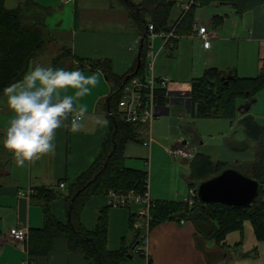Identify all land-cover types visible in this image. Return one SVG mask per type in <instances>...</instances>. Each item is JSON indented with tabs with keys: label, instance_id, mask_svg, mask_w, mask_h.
<instances>
[{
	"label": "crops",
	"instance_id": "1",
	"mask_svg": "<svg viewBox=\"0 0 264 264\" xmlns=\"http://www.w3.org/2000/svg\"><path fill=\"white\" fill-rule=\"evenodd\" d=\"M36 1L40 6L52 11L60 8L54 6L53 0ZM81 1H87L89 4L90 0H65V5L72 6L71 12H68L64 19L55 21L64 32L72 31L73 45L69 48L60 47L56 51L57 54H54L53 50L45 49L31 61L30 66L42 64L56 67L55 59L60 55V49L61 51L64 49L71 51L73 56L84 61L108 59L111 61L114 74L125 75L138 59L141 36L137 26L131 21L128 12L122 9L118 10L120 16L116 19L112 13L116 9L106 5V0H101V10H97L89 17V7L86 3L80 4ZM174 1H176L175 7L177 8H175L172 22L179 24L189 0ZM22 2L24 0H6L5 6L7 9H14ZM177 15H179L178 18H176ZM216 16L223 18L220 26L213 24ZM197 24L207 26L210 35L208 49L196 36L194 25ZM47 26L51 28L52 24H47ZM108 28L117 30V33H109ZM185 37V41L180 44L178 42L177 47L178 52L181 45L190 49L196 60V64L192 65L187 76L190 82L173 81L168 76L170 75L169 70L166 68L157 70V66L155 68L157 76L170 80V92L179 91L183 93L182 96L191 92L192 80L201 77L210 68H218L227 73L234 70L241 78L256 77L264 65V5L242 17L236 14L230 6L211 5L207 8H200L196 11L192 32ZM158 38L162 39V43L158 42L155 47ZM57 40V46H60L59 44L64 40V34H61ZM150 42L151 50L155 53L157 61L164 50H168L172 55L177 50L176 47V50L171 51L161 34L152 36ZM146 61L148 63L149 59ZM74 65L78 66L77 63ZM79 68L89 74L97 73L100 81L91 95L77 101V103L88 105V115L81 121L80 129L73 131L70 128H61L57 130L54 141L55 151L24 167L17 166L12 154L0 145V264H23L25 261L32 264H91L84 254L69 250V242L64 238L55 239L53 250L47 256H31L27 247L29 239L15 241L11 234V231L16 228L26 227L32 231L44 227V205L34 197L35 189L38 188L56 189L60 196L51 204V213L58 221H69L66 200L69 186L93 164L109 135L107 103L111 94V86L102 71L93 69L88 64H84V67L79 66ZM68 94H71V90ZM169 98L170 102L166 107H159V117L170 116L171 108L174 106H183L191 115V104L183 105L180 99L171 102V97ZM11 117L12 114L7 109L6 97H2L0 99V138ZM98 120L106 121V123L100 124ZM187 130L194 132H190L191 135L196 133L194 129L188 128ZM144 131L149 141V130L145 127H141L140 138ZM184 143H178L176 147ZM129 144L127 145L128 150L131 149ZM152 144L144 145L149 147L148 152L151 158L154 156L151 149ZM190 144L196 148L192 141ZM136 150L142 153V156L145 152L147 153L146 149L136 148ZM167 153L171 156L168 150ZM198 153L203 154L200 151L196 154ZM246 162L248 161L238 163ZM190 165H188L189 168ZM182 177L183 180L176 179L168 186L165 179L159 177V186L154 184L149 186L151 199L173 203L182 202L191 190L190 175ZM61 181H66L63 182L66 185L63 190L60 188ZM108 201L107 195L92 198L82 211L81 223L86 230H95L99 214L109 207L107 249L117 251L123 245H131L135 240V231L138 230L130 229L129 217L134 214L133 211L112 207ZM141 231L148 237V244L139 249L147 256L137 251L140 246L137 242L131 249L132 256L122 264H264V242L257 239L250 221L243 223L242 232L229 233L225 241L219 245L215 240L204 239L191 221L172 220L152 230L150 227L149 230L143 228ZM238 244H240L239 248Z\"/></svg>",
	"mask_w": 264,
	"mask_h": 264
},
{
	"label": "trees",
	"instance_id": "2",
	"mask_svg": "<svg viewBox=\"0 0 264 264\" xmlns=\"http://www.w3.org/2000/svg\"><path fill=\"white\" fill-rule=\"evenodd\" d=\"M5 1L0 0V91L9 83L21 79L29 69L31 61L55 41L52 31L46 24L51 9L40 6L36 0H24L18 7L7 9ZM118 1L127 9L131 21L139 30L143 45L141 67L138 70L137 60L129 72L119 76L113 73L111 61L108 59L84 61L64 49L55 59L56 67L71 69L88 64L104 73L111 86L107 103L110 130L99 156L69 186L66 198L68 222L58 221L51 213V204L60 196L56 189H35L34 197L44 205L45 224L42 229L29 232L27 247L31 256H47L53 250L57 238L68 240L69 250L84 254L91 264H122L132 256L131 249L137 242L140 243L138 248L146 247L147 236L138 230L135 231V240L131 245H123L117 251L107 249L109 207L99 214L95 230L88 231L81 223L82 211L96 196L107 195L111 190L122 194L130 192L144 194L146 191L148 172L128 168L125 163L127 145L139 141L141 127L124 123L119 116L114 115L117 112L122 88L131 78L144 75L150 39L153 35H170L175 32V37L169 40L171 45L168 44L171 51L176 50L179 39L192 32L198 9L211 5L230 6L242 17L264 5V0H194L195 4L190 10L187 12L184 10L180 18L181 23L173 24L172 12L176 6L174 0H141L139 4L132 0ZM222 23V17H214L215 26ZM150 26L153 27V31H150ZM76 63L78 66L74 65ZM229 75L234 80H223ZM191 86L193 118L231 120L237 118L238 112L243 116L241 123L247 140L231 142L230 146L234 151L247 152L251 149V143H254L256 149L254 161L236 165L213 161L208 155L195 154L190 165V189L197 191L199 184L218 176L226 169L234 168L256 180L261 185V193L259 199L246 208H235L219 203L202 204L199 198L194 207H189L183 202L154 201L150 227L154 229L172 220L191 221L204 239L215 240L219 245L225 241L229 233L242 232L243 223L250 221L257 239L264 242V127L259 126L255 118L249 114L257 96L264 91V65L259 75L252 78H241L234 70L227 73L218 68H210L201 77L193 79ZM156 99L159 107H166L170 102L166 91L157 92ZM237 99L244 100V105L240 107L241 111L236 105ZM187 129L186 132L190 133ZM129 220L130 229L133 230L134 215L129 217ZM237 246L239 248L240 244Z\"/></svg>",
	"mask_w": 264,
	"mask_h": 264
},
{
	"label": "rangeland",
	"instance_id": "3",
	"mask_svg": "<svg viewBox=\"0 0 264 264\" xmlns=\"http://www.w3.org/2000/svg\"><path fill=\"white\" fill-rule=\"evenodd\" d=\"M106 1V5H109L113 9H116L112 12L116 19H118V17L120 16L118 10L122 9L123 11H127L126 8L124 9L119 4L118 0ZM132 1L138 4L141 3V0ZM64 2L65 0H53L54 6H58L60 8L51 11V14L47 18V24H52L51 28H49L52 30L55 41L49 44L45 49H48V51L53 50L54 54H57L56 51L60 47L66 46L67 48H69L73 45L72 31L64 32L61 27H58V23L55 22L64 19V17L68 15V12H71L72 6H68V4L65 5ZM85 3L89 7V17L97 12V10H101V0H90L89 4L87 1L80 2V4ZM175 8L172 19L175 16ZM178 17L179 15L176 16V18ZM205 27L207 29V26ZM107 30L109 31V33H117V30H114L112 28H108ZM126 30L129 31L128 28H126ZM61 34H64V40L61 41V43L59 44L60 46H57V38H59ZM207 34L209 35L208 29ZM185 39L186 37H182V39H180L179 41V44L183 43ZM158 42L162 43V39L158 38L155 47L157 46ZM165 43L167 45L170 44L169 41ZM59 52H61V49ZM156 58L157 57L154 53L153 60L157 62V64L155 62L154 67L155 74L156 66L157 70L166 68V70L170 71V75L168 74V76L173 81L190 82V79H188L187 76L192 65L196 64V60H194L190 49L181 45L179 47V52L178 47L173 55L168 50H164L158 61ZM182 97L185 99V101L187 100L185 95ZM242 104L244 105V100H236L238 110L240 109ZM188 113L183 106H174L171 108L170 116H161L157 120H155L152 125V138L154 142L151 149L154 153L153 158L149 157V147H145L143 144L144 142L148 141V138L145 134L146 131L142 133L141 138L138 142H131L129 144L131 145L130 150H128L127 146L126 156L129 157V159H127L126 166L147 171L148 183L150 187L152 186V184L159 186V177L164 178L167 182L166 185L168 186L174 180L179 179V181H181L183 180L182 176L190 175L191 171L188 165L191 164V160L193 158H173L167 153V150L169 151V153L177 151V148L175 147L178 143L188 142V144L186 145L187 148L196 151V153L200 151L203 154L211 156L213 161H225L230 165H236L241 161L249 162L255 159L256 144L251 143V149L247 152L234 151L230 146L231 142H243L247 140L244 127L241 123L243 117L240 113L237 112V118H233L231 120L214 118H193L190 113ZM249 114L255 118V121L259 126L264 127V91L257 96V100L251 107ZM186 128L194 129L197 135H195V133L194 136H192L193 134L191 135L189 132H186ZM190 141H192L193 144L196 145V148L191 146ZM136 148L146 149L147 153L145 152L144 156H142V153L138 152ZM174 159L176 161H174Z\"/></svg>",
	"mask_w": 264,
	"mask_h": 264
},
{
	"label": "clouds",
	"instance_id": "4",
	"mask_svg": "<svg viewBox=\"0 0 264 264\" xmlns=\"http://www.w3.org/2000/svg\"><path fill=\"white\" fill-rule=\"evenodd\" d=\"M99 83L97 73L89 74L79 67L30 66L21 79L0 91L12 114L0 145L20 167L52 154L57 130L82 127L88 105L77 101L91 95Z\"/></svg>",
	"mask_w": 264,
	"mask_h": 264
},
{
	"label": "built area",
	"instance_id": "5",
	"mask_svg": "<svg viewBox=\"0 0 264 264\" xmlns=\"http://www.w3.org/2000/svg\"><path fill=\"white\" fill-rule=\"evenodd\" d=\"M195 4L194 0H189L185 11H189L191 6ZM196 36L203 41V45L206 49L210 47V35L207 34L205 26L194 25ZM150 31H153V27L150 26ZM175 32L172 34H166L161 36L165 42H168L171 38L175 37ZM158 35V34H157ZM151 56H154V52L151 50V45L147 53L149 59L147 63V69L141 77H133L122 88L120 94L117 112L114 115L120 117L124 123L130 125H137L145 127L149 130V141L145 142V146H150L153 143L151 138L152 124L160 116L159 106L156 104V93L160 91H166L167 96L171 89V82L166 77L156 76L154 73L155 61ZM177 151L171 152L170 155L175 158H194L196 151L187 148L186 145L176 147ZM148 182V181H147ZM65 183L60 184V188L65 189ZM109 205L116 208H125L134 212L135 223L134 228L136 230H142L146 228L149 230L152 217V209L155 206L154 200L151 199L149 192V183L146 185V191L144 194L130 192L127 194L117 193L113 190L107 193ZM197 192L191 189L189 195L183 199V203L189 207H194L197 202ZM264 201V191H263ZM30 230L28 228H16L11 231L12 237L15 241H26L29 237ZM148 239V237H147ZM148 241L146 240V245ZM142 255H146L141 249H137ZM23 264H32L29 261H25Z\"/></svg>",
	"mask_w": 264,
	"mask_h": 264
},
{
	"label": "water",
	"instance_id": "6",
	"mask_svg": "<svg viewBox=\"0 0 264 264\" xmlns=\"http://www.w3.org/2000/svg\"><path fill=\"white\" fill-rule=\"evenodd\" d=\"M142 43L138 53V70L141 67V50ZM228 81L234 80L231 75L223 78ZM228 84V83H227ZM182 92H169L171 102L181 100L183 105L191 104V92H187L186 98L182 97ZM242 108H240V111ZM185 142L184 145H187ZM197 196L202 204H223L235 208H246L251 206L259 199L261 193V185L254 179H251L234 168H229L221 172L218 176L204 181L197 186Z\"/></svg>",
	"mask_w": 264,
	"mask_h": 264
},
{
	"label": "bare ground",
	"instance_id": "7",
	"mask_svg": "<svg viewBox=\"0 0 264 264\" xmlns=\"http://www.w3.org/2000/svg\"><path fill=\"white\" fill-rule=\"evenodd\" d=\"M139 77V76H138ZM192 102V101H191ZM222 162V161H221Z\"/></svg>",
	"mask_w": 264,
	"mask_h": 264
}]
</instances>
